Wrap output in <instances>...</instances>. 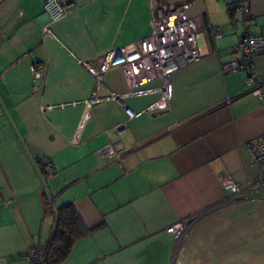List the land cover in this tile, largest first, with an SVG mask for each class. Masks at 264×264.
Here are the masks:
<instances>
[{
    "label": "crops",
    "instance_id": "crops-1",
    "mask_svg": "<svg viewBox=\"0 0 264 264\" xmlns=\"http://www.w3.org/2000/svg\"><path fill=\"white\" fill-rule=\"evenodd\" d=\"M59 1L69 12L50 23L45 0H0V264H30L24 254L46 243L51 206L65 203L94 228L58 264H264V184L244 147L264 132V98L245 71L219 70L245 30L264 37V0ZM159 5H185L200 36V58L172 72L163 110L150 109L160 80L130 94L120 68L98 85L92 75L150 33ZM253 68L264 94V50ZM106 144L119 145L118 159L96 155ZM38 158L55 169L50 204ZM225 175L246 196L231 197ZM178 222V236L166 230Z\"/></svg>",
    "mask_w": 264,
    "mask_h": 264
},
{
    "label": "built area",
    "instance_id": "built-area-1",
    "mask_svg": "<svg viewBox=\"0 0 264 264\" xmlns=\"http://www.w3.org/2000/svg\"><path fill=\"white\" fill-rule=\"evenodd\" d=\"M234 6V10L241 16L248 12V7L243 3H237ZM185 7V5L175 8H168L165 5L156 6L150 33L138 41L109 52L99 69L93 71L92 75L96 84H99L101 75L106 70L115 67L121 69L130 94L144 93L146 90L141 88L142 85L152 80H160L159 99L150 106V109H165L170 95L172 72L200 58L195 40L198 30L195 22L185 15ZM43 8L49 15L50 23L60 20L69 12L68 5L59 0H45ZM207 30L212 38H217L220 35L213 28ZM43 31L54 37L48 25L43 27ZM231 50L236 57L220 63V73L245 71L244 84L254 85V87L257 85L251 92L259 99H263L264 94L259 89L262 81L254 71L253 60L264 50V37L245 30ZM38 66V64L30 66L34 76L37 75L36 68ZM104 98L118 99V95L109 92ZM90 101L97 102L99 98L92 95ZM244 147L250 155L251 162L260 169V175L256 182L264 184V132L247 140ZM118 149L119 145L117 144H106L96 150V155L103 161H108L111 157L118 159L116 154ZM221 185L231 197L246 196V193L240 192L239 186L230 175L221 178ZM182 229L183 224L180 222L166 227V230L175 236H178ZM24 256L30 264H34L35 258H39L38 248L35 246L28 248Z\"/></svg>",
    "mask_w": 264,
    "mask_h": 264
},
{
    "label": "trees",
    "instance_id": "trees-1",
    "mask_svg": "<svg viewBox=\"0 0 264 264\" xmlns=\"http://www.w3.org/2000/svg\"><path fill=\"white\" fill-rule=\"evenodd\" d=\"M36 165L44 181V195L49 198L47 204H50L53 196L48 194L47 177L54 174L55 169L45 159H36ZM50 211L54 218L53 226L46 243L38 247L39 258H35L34 264H58L67 256L75 240L94 228L83 222L72 203L51 206Z\"/></svg>",
    "mask_w": 264,
    "mask_h": 264
},
{
    "label": "bare ground",
    "instance_id": "bare-ground-1",
    "mask_svg": "<svg viewBox=\"0 0 264 264\" xmlns=\"http://www.w3.org/2000/svg\"><path fill=\"white\" fill-rule=\"evenodd\" d=\"M87 110H88V109H87ZM87 110H86V112L84 113V116H83V122H85V121L88 120V112H87Z\"/></svg>",
    "mask_w": 264,
    "mask_h": 264
},
{
    "label": "water",
    "instance_id": "water-1",
    "mask_svg": "<svg viewBox=\"0 0 264 264\" xmlns=\"http://www.w3.org/2000/svg\"><path fill=\"white\" fill-rule=\"evenodd\" d=\"M202 37H204V35H201ZM200 39V36L196 35L195 36V40L198 41Z\"/></svg>",
    "mask_w": 264,
    "mask_h": 264
}]
</instances>
